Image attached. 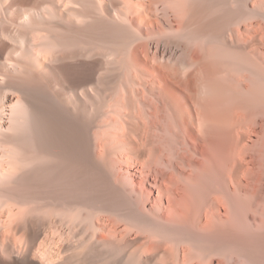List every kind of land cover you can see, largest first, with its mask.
Segmentation results:
<instances>
[{
  "label": "bare ground",
  "instance_id": "1",
  "mask_svg": "<svg viewBox=\"0 0 264 264\" xmlns=\"http://www.w3.org/2000/svg\"><path fill=\"white\" fill-rule=\"evenodd\" d=\"M0 264H264V0H0Z\"/></svg>",
  "mask_w": 264,
  "mask_h": 264
}]
</instances>
